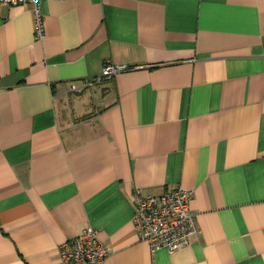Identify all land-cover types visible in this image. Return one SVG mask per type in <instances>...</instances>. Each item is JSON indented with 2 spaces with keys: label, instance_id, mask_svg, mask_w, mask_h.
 <instances>
[{
  "label": "crops",
  "instance_id": "crops-1",
  "mask_svg": "<svg viewBox=\"0 0 264 264\" xmlns=\"http://www.w3.org/2000/svg\"><path fill=\"white\" fill-rule=\"evenodd\" d=\"M41 10L37 41L30 6L0 7V264H62L90 226L106 264H264V0ZM178 187L201 232L152 253L133 196Z\"/></svg>",
  "mask_w": 264,
  "mask_h": 264
},
{
  "label": "built area",
  "instance_id": "built-area-1",
  "mask_svg": "<svg viewBox=\"0 0 264 264\" xmlns=\"http://www.w3.org/2000/svg\"><path fill=\"white\" fill-rule=\"evenodd\" d=\"M41 1L0 0V7L30 6L35 38L37 41H42L46 36V31ZM128 69L130 68L126 65H115L108 62L102 71V78L111 79ZM71 90L81 91L74 86ZM195 196V190L182 187L168 190L159 196L135 192L132 219L134 230L140 241L149 245L152 253L166 248L170 254H174L190 246L193 238L200 234L197 218L191 209ZM110 254L111 250L102 240L100 230L91 226L81 235L69 238L58 247V255L62 264H106Z\"/></svg>",
  "mask_w": 264,
  "mask_h": 264
}]
</instances>
